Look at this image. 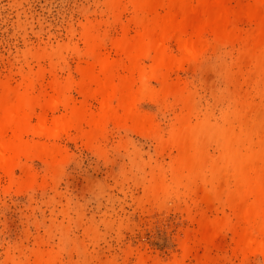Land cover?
<instances>
[{"label": "rangeland", "instance_id": "obj_1", "mask_svg": "<svg viewBox=\"0 0 264 264\" xmlns=\"http://www.w3.org/2000/svg\"><path fill=\"white\" fill-rule=\"evenodd\" d=\"M133 1L0 0V96L3 85L22 88L25 78L34 80V96H57L53 85L59 82L67 86L69 106L49 112V120L69 115L73 106L85 114L98 111V101L78 87L80 68L93 61L84 31L96 33L101 55L122 61L115 40L140 31ZM247 1L229 4L238 11ZM239 26L250 29L246 22ZM206 39L198 58L168 73L166 83L181 96L164 97L159 80L144 79L147 89L136 111L150 116L154 132L128 121L109 122L93 144L74 127L50 138L25 136L63 155L54 169L40 157L23 158L29 177L19 167L11 177L0 173V264H35L36 251L52 255L53 264H264L261 253L241 249L233 231L240 224L227 202L236 183L233 171L226 185L223 175L205 168L189 188L174 184L162 200L148 189L157 176L172 182L177 151L170 137L186 112L184 99L192 106V123L211 129L205 142L209 159L224 151L221 134L227 130L237 136L235 152L264 153V58H241L237 41L220 43L209 34ZM166 44L179 55L174 40ZM140 63L150 70L152 57ZM115 73L125 75L120 67ZM81 127L89 129L84 121ZM203 234L210 237L206 246L196 244L186 254L183 244L197 243Z\"/></svg>", "mask_w": 264, "mask_h": 264}, {"label": "bare ground", "instance_id": "obj_2", "mask_svg": "<svg viewBox=\"0 0 264 264\" xmlns=\"http://www.w3.org/2000/svg\"><path fill=\"white\" fill-rule=\"evenodd\" d=\"M230 1L134 0L133 7L137 13L134 20L140 31L134 36L125 34L115 40L116 50L124 55L122 61L101 55V41L87 27L84 31L86 51L93 61L87 68H80L82 79L78 87L85 98L98 101L96 112L85 114L81 107L73 106L69 115L49 120V112L57 110L60 105L69 106L65 97L66 85L56 82L53 88L57 96L47 98L34 96L35 82L30 78L23 80L22 88L3 85L0 96V173L11 177L14 169L19 167L27 177L31 176L30 167L22 162L23 158L40 157L47 167L53 169L60 164L61 149L50 143L25 140L26 135L50 138L62 128L74 127L88 143L93 144L109 122L120 124L128 121L154 132L150 116L136 111L139 95L147 89L144 79L150 75L159 80L162 83L160 94L164 97L169 94L181 96L177 86L166 83L168 73L203 53L208 45L206 34L220 43L240 42L243 48L241 58L257 53L261 56L258 60L264 58V0H249L238 11L232 9ZM240 22L248 23L250 29H240ZM169 40L177 43L178 56L168 51L166 43ZM148 56L152 57L150 70L140 63ZM118 67L125 71V75H115ZM182 103L186 112L178 117L179 123L172 129L170 137L177 151L171 163L172 182L157 176L149 191L162 200L174 184L189 188L205 168L215 175H223L222 183L227 185L226 177L233 171L237 175L236 183L235 188L229 191L227 202L237 209L240 221L233 231L244 252L255 251L264 256V153L235 152L233 144L237 136L227 130L221 134L224 151L217 159H209L205 142L211 129L203 122L193 124L192 106L185 99ZM83 121L89 129L81 127ZM197 239V243L183 244L186 254L194 248L196 250V244L204 246L210 237L203 234ZM48 254L36 251L35 264H53V257Z\"/></svg>", "mask_w": 264, "mask_h": 264}]
</instances>
